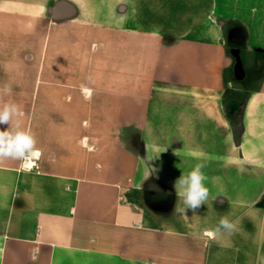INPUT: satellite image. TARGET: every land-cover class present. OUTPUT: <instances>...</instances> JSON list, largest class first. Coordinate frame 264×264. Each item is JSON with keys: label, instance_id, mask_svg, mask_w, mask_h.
I'll list each match as a JSON object with an SVG mask.
<instances>
[{"label": "crops", "instance_id": "obj_1", "mask_svg": "<svg viewBox=\"0 0 264 264\" xmlns=\"http://www.w3.org/2000/svg\"><path fill=\"white\" fill-rule=\"evenodd\" d=\"M232 23L259 65L264 0H0V103L40 152L0 162V264H264V78L238 145ZM197 163L210 196L180 215Z\"/></svg>", "mask_w": 264, "mask_h": 264}, {"label": "clouds", "instance_id": "obj_2", "mask_svg": "<svg viewBox=\"0 0 264 264\" xmlns=\"http://www.w3.org/2000/svg\"><path fill=\"white\" fill-rule=\"evenodd\" d=\"M11 88L4 86L0 88V97L10 94ZM21 109L13 101L0 103V162L6 159L21 161V167L30 170L29 162L40 155L36 148V137L31 130L25 129L21 124ZM205 163H197L187 175L182 174L175 182V188L179 187L178 195L182 197L183 208H175V212L186 216L187 210H192L193 214L206 204L210 196V190L206 186L208 179L203 171ZM237 230V224L221 217L219 224L212 231L204 233L205 236L218 239L225 232L229 235Z\"/></svg>", "mask_w": 264, "mask_h": 264}, {"label": "trees", "instance_id": "obj_3", "mask_svg": "<svg viewBox=\"0 0 264 264\" xmlns=\"http://www.w3.org/2000/svg\"><path fill=\"white\" fill-rule=\"evenodd\" d=\"M231 26L235 27L234 34L237 36L239 43L232 44L227 41V52L233 58L231 54V48L237 47L241 50V58L244 63L246 76L243 80H237L235 78V59L233 58V65L224 72L225 92L223 95L222 105L226 118L233 128L235 141L239 145L241 137L244 134L245 107L252 93L260 90L264 78V53L259 54V58H262V63L260 65L255 63L251 70L246 69L245 55L247 51L248 31L243 25L239 23H232ZM230 84H236L239 87H230ZM260 205L263 206L264 201H262Z\"/></svg>", "mask_w": 264, "mask_h": 264}, {"label": "water", "instance_id": "obj_4", "mask_svg": "<svg viewBox=\"0 0 264 264\" xmlns=\"http://www.w3.org/2000/svg\"><path fill=\"white\" fill-rule=\"evenodd\" d=\"M231 54L235 59L234 74L237 80H243L246 76L244 63L241 58V50L237 47L231 48Z\"/></svg>", "mask_w": 264, "mask_h": 264}, {"label": "rangeland", "instance_id": "obj_5", "mask_svg": "<svg viewBox=\"0 0 264 264\" xmlns=\"http://www.w3.org/2000/svg\"><path fill=\"white\" fill-rule=\"evenodd\" d=\"M229 26H231V25H229ZM248 59H249V60H247V61L245 62L246 69L251 70V69L253 68V57H252V56H249ZM258 61H259V65H260V64L262 63V58H261V57L258 58ZM229 86H230V87H239V86L236 85V84H230Z\"/></svg>", "mask_w": 264, "mask_h": 264}, {"label": "flooded vegetation", "instance_id": "obj_6", "mask_svg": "<svg viewBox=\"0 0 264 264\" xmlns=\"http://www.w3.org/2000/svg\"><path fill=\"white\" fill-rule=\"evenodd\" d=\"M232 38H233L232 40H235V41L238 40L237 36H235V35H233Z\"/></svg>", "mask_w": 264, "mask_h": 264}, {"label": "bare ground", "instance_id": "obj_7", "mask_svg": "<svg viewBox=\"0 0 264 264\" xmlns=\"http://www.w3.org/2000/svg\"><path fill=\"white\" fill-rule=\"evenodd\" d=\"M29 164H30V167L33 165V162H32V160L29 162Z\"/></svg>", "mask_w": 264, "mask_h": 264}, {"label": "built area", "instance_id": "obj_8", "mask_svg": "<svg viewBox=\"0 0 264 264\" xmlns=\"http://www.w3.org/2000/svg\"><path fill=\"white\" fill-rule=\"evenodd\" d=\"M33 166H31V168H32Z\"/></svg>", "mask_w": 264, "mask_h": 264}]
</instances>
